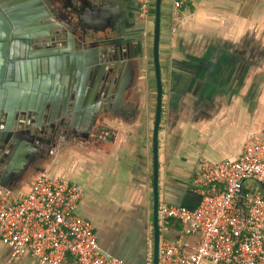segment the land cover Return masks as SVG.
<instances>
[{
	"label": "crops",
	"instance_id": "obj_1",
	"mask_svg": "<svg viewBox=\"0 0 264 264\" xmlns=\"http://www.w3.org/2000/svg\"><path fill=\"white\" fill-rule=\"evenodd\" d=\"M90 1L117 13L129 62L116 72L97 129L36 165L80 185L79 213L104 251L140 262L152 234L153 5L142 20L136 0ZM174 1L160 2L159 202L193 207L199 160L234 159L250 133L264 130V0ZM34 175L12 187L27 189ZM169 227L173 239H186L177 221ZM7 254L0 243V264ZM15 264L40 263L26 256Z\"/></svg>",
	"mask_w": 264,
	"mask_h": 264
},
{
	"label": "water",
	"instance_id": "obj_2",
	"mask_svg": "<svg viewBox=\"0 0 264 264\" xmlns=\"http://www.w3.org/2000/svg\"><path fill=\"white\" fill-rule=\"evenodd\" d=\"M78 1L75 5L73 0H0L2 185L20 182L30 166L35 173L44 171L36 164L45 162L56 148L95 131L99 116L107 111L116 72L129 62L131 44L121 35L117 13L90 0ZM160 2L153 0L151 46L152 264H157L159 244Z\"/></svg>",
	"mask_w": 264,
	"mask_h": 264
},
{
	"label": "built area",
	"instance_id": "obj_3",
	"mask_svg": "<svg viewBox=\"0 0 264 264\" xmlns=\"http://www.w3.org/2000/svg\"><path fill=\"white\" fill-rule=\"evenodd\" d=\"M136 2L145 19L153 1ZM32 179L27 189L0 184L3 264L26 256L40 264H152V234L143 260L126 262L101 248L93 223L79 213L80 185L46 171ZM192 184L195 206L158 204L157 264H264V130L250 133L234 159H200ZM173 220L186 239L171 237Z\"/></svg>",
	"mask_w": 264,
	"mask_h": 264
},
{
	"label": "rangeland",
	"instance_id": "obj_4",
	"mask_svg": "<svg viewBox=\"0 0 264 264\" xmlns=\"http://www.w3.org/2000/svg\"><path fill=\"white\" fill-rule=\"evenodd\" d=\"M34 170H33V167H29V169L27 170V172H26V175L28 176V177H32L31 175L34 173L33 172ZM36 174V173H35ZM50 174V173H49Z\"/></svg>",
	"mask_w": 264,
	"mask_h": 264
},
{
	"label": "flooded vegetation",
	"instance_id": "obj_5",
	"mask_svg": "<svg viewBox=\"0 0 264 264\" xmlns=\"http://www.w3.org/2000/svg\"><path fill=\"white\" fill-rule=\"evenodd\" d=\"M65 6L68 8V5H67V4H66ZM71 9H72V8H71ZM33 168H34V167H33ZM33 172L35 173V171H33Z\"/></svg>",
	"mask_w": 264,
	"mask_h": 264
}]
</instances>
